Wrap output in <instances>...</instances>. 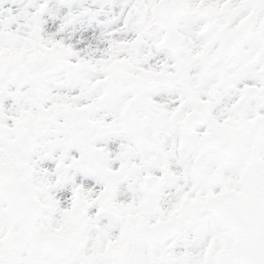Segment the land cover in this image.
Masks as SVG:
<instances>
[{"label": "snow or ice", "instance_id": "6c2138e0", "mask_svg": "<svg viewBox=\"0 0 264 264\" xmlns=\"http://www.w3.org/2000/svg\"><path fill=\"white\" fill-rule=\"evenodd\" d=\"M0 264H264V0H0Z\"/></svg>", "mask_w": 264, "mask_h": 264}]
</instances>
